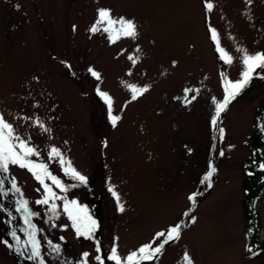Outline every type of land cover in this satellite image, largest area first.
I'll use <instances>...</instances> for the list:
<instances>
[{
	"label": "rangeland",
	"instance_id": "374dc122",
	"mask_svg": "<svg viewBox=\"0 0 264 264\" xmlns=\"http://www.w3.org/2000/svg\"><path fill=\"white\" fill-rule=\"evenodd\" d=\"M206 2L214 5L211 11ZM99 8L111 9L114 18H134L139 35L110 43L102 30L91 33ZM210 27L232 64L219 58ZM238 48L264 51V0H0V113L40 153L31 159L68 187L54 188L57 194L99 219L93 238L78 237L63 201H55L54 216L50 205L35 203L44 189L33 174L10 165L4 187L15 178L20 193L0 195V264H33L26 258L30 246L24 247L20 200L39 214L31 220L41 230L45 264H78L84 252L88 264H98L97 241L103 257L114 246L126 257L176 223L184 225L180 239L141 264H186L185 252L193 264H264V253L247 251L264 236V193L252 204L260 214L257 239L248 233L244 189L256 113L264 102V71L257 69L251 80L263 82L242 91L221 114L222 139L211 124L215 101L225 94L222 74L235 81L243 70ZM129 84L149 90L132 100ZM186 88L199 90L188 94L196 96L188 104ZM97 89L112 97L111 115L121 117L115 126ZM52 147L88 177L87 184L65 174L67 163L50 156ZM211 167L217 170L208 187L201 181ZM109 187L119 194L123 212Z\"/></svg>",
	"mask_w": 264,
	"mask_h": 264
},
{
	"label": "snow or ice",
	"instance_id": "6c2138e0",
	"mask_svg": "<svg viewBox=\"0 0 264 264\" xmlns=\"http://www.w3.org/2000/svg\"><path fill=\"white\" fill-rule=\"evenodd\" d=\"M253 0H246L247 5H251ZM17 9H19L20 5H15ZM214 5L211 2L205 3V8L209 11L213 9ZM97 20L93 24V26L89 29L91 33H96L98 31H103L108 34V39L110 43H115L117 40L127 37V38H136L138 33V26L134 18H126V17H118L114 18L112 15L111 9L107 8H99L97 10ZM101 25L103 27L101 28ZM75 27V26H74ZM211 33V39L216 45V51L219 53V58L225 62L226 64L233 63V56L220 44V38L217 30L215 28H209ZM237 51L241 52V62L243 65V70L240 74V78L233 81L227 79L222 74V79L224 80V97L222 101H215V114L211 119V124L214 129H217L220 138H223L224 129L222 127H218V122L221 114L226 111L229 104L236 99V97L249 85L253 76L257 74V69L264 71V51H258L255 53H249L246 49H237ZM129 60L132 61L133 64L137 63V59L134 56H129ZM176 64V61H173V65ZM91 74L100 79V73L96 72L95 70L89 68L88 69ZM130 74V73H129ZM127 87L130 89L132 93V100L138 99V97L142 96L146 93L149 88L145 87H138L136 85L129 84ZM99 95L105 99L109 107L110 119L113 126L116 125L117 121L120 120V116L118 115H111V108H112V97L107 92H102L97 89ZM198 92V89H184L185 96L183 98V102L185 104L191 103L192 100L196 99L195 95L191 96L189 99L188 94L192 92ZM180 99V98H177ZM40 127H43L40 124L39 120L36 122ZM47 130V129H45ZM40 153L37 149L29 144V142L19 135L16 134L15 128L12 123L5 119L4 115L0 113V172L7 173L9 171L10 165H15L20 168L27 169L31 172L34 178L43 186L44 189V196L42 199L35 201L37 204L42 205H50V211L54 216H58V205L55 203L56 200L63 201V211L67 214L68 218L71 220V226L75 229L76 235L83 236L86 238H93L94 233L98 227L97 221L93 219L87 212V208L81 206L75 199L68 200L66 197L59 196L57 192L54 190L60 189L62 192H67L68 187L65 186L58 179L55 175H52L49 171L48 167L44 163H37L33 159V156H39ZM220 155L223 156L224 152L221 151ZM50 156L60 158V163L65 164L67 166L64 168L65 174L70 175V177L80 184H87L88 177L81 174L76 168H74L70 161H65L62 158V154L60 150L56 147H52L50 150ZM259 167L264 169V163H260ZM215 167H211V170L208 171L205 176L203 177L202 183L208 182V187H211V177L213 173L216 172ZM50 179L51 184L47 183L46 180ZM5 181L0 180V195H8L9 192L20 193V188L17 186L15 178H12L11 187L5 189L4 187ZM75 185H73L74 187ZM109 191L112 195L116 198L119 204V211H124L123 204H120V196L115 191L113 187H109ZM197 193H194L189 196L190 201H195ZM19 207L17 211H22L24 213V223L27 225V240L24 242V247L29 248L30 246V254L26 256L29 260H38V264H45L44 259L41 255L40 251V241L37 238V233L41 230L37 229L36 226L32 223L31 218L34 216L39 215L36 212H33L29 208V202L27 200H20L18 201ZM185 216L188 213H184ZM191 221L195 222V217H191ZM66 227V226H65ZM184 225L182 223H176L172 226H169L166 230L159 231L155 234L153 241L149 243H145L139 247L136 251L129 253L126 257H121L118 254L117 248L114 246L111 249L110 255L103 257L100 254V244L97 241L96 252L97 255L94 259L98 262V264H105V260L112 261L114 264H141L143 261H154L164 249L165 245L169 242L175 241L180 239L181 237V230ZM30 230V231H29ZM11 236L13 239L16 240L17 244H20V236L17 235V232L13 230L11 232ZM63 239V237H61ZM9 247L12 245L8 241H3ZM51 245V241H48ZM16 252H21L20 247L15 248ZM53 251L57 254L60 253V246L55 245L53 246ZM253 256L257 255L258 253L253 251L252 248L247 249ZM89 253L84 252L82 253V258L78 262V264H88L89 260ZM186 264H193V261L188 252L184 253L183 257Z\"/></svg>",
	"mask_w": 264,
	"mask_h": 264
},
{
	"label": "trees",
	"instance_id": "16d2710c",
	"mask_svg": "<svg viewBox=\"0 0 264 264\" xmlns=\"http://www.w3.org/2000/svg\"><path fill=\"white\" fill-rule=\"evenodd\" d=\"M262 82V80H258L255 84H253L254 82H251L243 91H249L254 88V86L260 85ZM250 144L253 155H251L246 161L244 189L246 195L247 219L249 221L248 233H252L253 236H258V232L261 229L260 214L258 210L253 209L252 204L257 197L263 196L264 193V169L259 167L260 163H264V102L259 106L256 113L255 128ZM95 220L99 227V219L97 220L96 218ZM254 249L257 253H264V237L261 243H258Z\"/></svg>",
	"mask_w": 264,
	"mask_h": 264
},
{
	"label": "water",
	"instance_id": "95a60500",
	"mask_svg": "<svg viewBox=\"0 0 264 264\" xmlns=\"http://www.w3.org/2000/svg\"><path fill=\"white\" fill-rule=\"evenodd\" d=\"M0 180H4L5 181V185H7V182L5 180L4 174L2 172H0ZM12 195H13V193H12ZM32 262H33V264H38L37 260H32Z\"/></svg>",
	"mask_w": 264,
	"mask_h": 264
}]
</instances>
